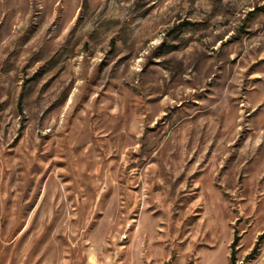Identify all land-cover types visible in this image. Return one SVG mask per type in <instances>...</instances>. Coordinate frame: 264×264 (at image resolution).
<instances>
[{
  "label": "rangeland",
  "instance_id": "1",
  "mask_svg": "<svg viewBox=\"0 0 264 264\" xmlns=\"http://www.w3.org/2000/svg\"><path fill=\"white\" fill-rule=\"evenodd\" d=\"M264 0H0V264H264Z\"/></svg>",
  "mask_w": 264,
  "mask_h": 264
},
{
  "label": "trees",
  "instance_id": "2",
  "mask_svg": "<svg viewBox=\"0 0 264 264\" xmlns=\"http://www.w3.org/2000/svg\"><path fill=\"white\" fill-rule=\"evenodd\" d=\"M264 239V232L259 236L254 248L252 249L251 253L249 254L250 256H253L256 254L257 249H258V245L260 244V242ZM237 242H238V237L237 235L234 236V239L230 245L231 248V255H230V262L231 264H234V257H235V247L237 246Z\"/></svg>",
  "mask_w": 264,
  "mask_h": 264
}]
</instances>
